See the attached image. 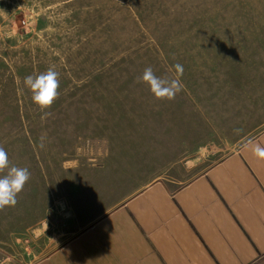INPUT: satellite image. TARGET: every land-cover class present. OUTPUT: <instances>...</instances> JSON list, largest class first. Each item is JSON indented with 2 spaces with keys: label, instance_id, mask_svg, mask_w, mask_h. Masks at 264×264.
I'll return each instance as SVG.
<instances>
[{
  "label": "rangeland",
  "instance_id": "obj_1",
  "mask_svg": "<svg viewBox=\"0 0 264 264\" xmlns=\"http://www.w3.org/2000/svg\"><path fill=\"white\" fill-rule=\"evenodd\" d=\"M176 64L183 89L173 100L137 82L148 67L175 78ZM49 67L60 88L42 119L23 81ZM258 72L264 0H0V147L10 166L30 172L16 205L0 210L4 241L19 236V263L70 238L186 149L210 140L201 148L214 152L209 101Z\"/></svg>",
  "mask_w": 264,
  "mask_h": 264
},
{
  "label": "crops",
  "instance_id": "obj_2",
  "mask_svg": "<svg viewBox=\"0 0 264 264\" xmlns=\"http://www.w3.org/2000/svg\"><path fill=\"white\" fill-rule=\"evenodd\" d=\"M248 76L208 103L216 152L202 150L210 140L186 149L164 173L28 264H264V161L248 143L264 146V73ZM18 238L4 241L0 231V264H20Z\"/></svg>",
  "mask_w": 264,
  "mask_h": 264
},
{
  "label": "clouds",
  "instance_id": "obj_3",
  "mask_svg": "<svg viewBox=\"0 0 264 264\" xmlns=\"http://www.w3.org/2000/svg\"><path fill=\"white\" fill-rule=\"evenodd\" d=\"M174 68L177 73L176 77L168 78L156 76L152 68L148 67L137 82L146 84L156 99L173 100L183 89V84L179 79L183 75V66L176 64ZM23 83L32 93V102L44 112L41 118L45 119L50 113L44 110L50 108L59 95V73L53 67H49L39 75L26 76ZM248 143L252 145L254 157L259 161H264V146L251 140ZM5 170H7L6 174L0 176V210L7 206L16 205L17 195L23 190L30 178V172L27 168L10 166L8 153L3 147H0V172Z\"/></svg>",
  "mask_w": 264,
  "mask_h": 264
}]
</instances>
